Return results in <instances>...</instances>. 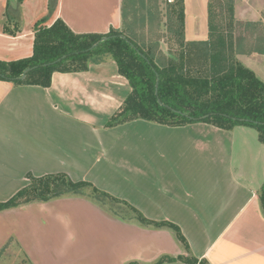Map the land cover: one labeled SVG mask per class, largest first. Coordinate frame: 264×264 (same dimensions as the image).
<instances>
[{"label": "crops", "instance_id": "1", "mask_svg": "<svg viewBox=\"0 0 264 264\" xmlns=\"http://www.w3.org/2000/svg\"><path fill=\"white\" fill-rule=\"evenodd\" d=\"M251 1L235 0L236 18L241 22L264 23V19L244 18L245 2ZM206 2L209 0L204 7ZM7 3L8 0H0V61L13 62L33 55L34 26L47 16L49 0H23L22 27L16 36L4 32ZM121 8L122 0H58L46 26L62 19L75 34H107L111 28H121ZM186 18L187 39L204 41L199 38L203 34L197 24L192 22L190 26L187 10ZM249 58L264 59V55L239 56L240 62L251 69ZM130 93L128 81L119 74L111 58L90 65L87 72L54 73L49 88L0 81V196L11 191L14 196L30 183V176L66 174L73 181H87L105 190L151 221L178 226L190 251L178 242L171 229L144 226L135 219L124 220L80 196L29 203L0 214L27 209L34 220L37 215L42 218L47 214L67 242L63 251L56 253H64L78 264L84 243L93 252L94 264H155L162 257L180 256L206 260L209 264H264V207L260 199L264 186V144L263 148L258 147V133L255 132V153L249 142L254 131L246 126L224 130L205 123L172 127L137 120L107 127ZM137 125L161 133L162 137L178 131H199V140L192 142L199 149L198 156H183L176 162L161 157L164 165L172 169L170 175L161 177L157 175V162L142 156L138 161L140 169L155 172L154 178L149 179V187L154 190L143 186L136 193L120 194L110 188L102 189L91 175L99 171V165L114 164L116 150L126 139V132ZM68 129L78 132L80 137L83 132L89 133V142L71 145ZM238 137L243 141L240 148L236 147ZM211 138L216 139V145H210ZM170 147V151L174 150ZM257 154H263V160L259 172H254L251 168ZM71 211L73 215L68 216V221L57 224L62 219L59 215ZM77 214H87L88 223L75 219ZM103 240L107 241L106 247L100 249ZM54 246L50 243L42 249H24L33 264H41L37 260L40 251L51 254ZM95 246L97 250L93 251Z\"/></svg>", "mask_w": 264, "mask_h": 264}, {"label": "trees", "instance_id": "2", "mask_svg": "<svg viewBox=\"0 0 264 264\" xmlns=\"http://www.w3.org/2000/svg\"><path fill=\"white\" fill-rule=\"evenodd\" d=\"M22 3L23 0H8L4 27L8 35L16 36L21 31ZM57 6L58 0H49L47 16L35 24L31 57L0 61V81L49 88L54 73L87 72L90 65L111 58L128 81L131 93L107 127L137 120L172 127L205 123L224 130L246 126L256 129L264 144V82L237 58L264 55V23H236L235 0H209V37L199 42L187 39L185 0H122L121 28H111L107 34H75L62 19L46 26ZM216 6L221 12L216 13ZM238 24L243 32L236 36ZM103 38L108 40L100 42ZM96 43L99 45L90 50ZM58 60L61 61L52 64ZM28 69L32 70L22 80ZM29 181L12 198L0 202V212L69 195L85 196L91 191L101 203L108 200L126 205L133 219L144 226L171 229L178 242L190 251L178 226L151 221L90 182H76L66 174L30 176ZM260 199L264 207V187ZM176 260L182 257H162L155 264ZM184 263L209 264L196 258Z\"/></svg>", "mask_w": 264, "mask_h": 264}, {"label": "rangeland", "instance_id": "3", "mask_svg": "<svg viewBox=\"0 0 264 264\" xmlns=\"http://www.w3.org/2000/svg\"><path fill=\"white\" fill-rule=\"evenodd\" d=\"M205 1L206 0H185L186 10L190 16V26L192 22L197 24L196 27L199 28L198 31L203 34L200 35L201 37L199 38H204L203 40H207L209 37V3L206 2V6L204 7ZM244 10L246 12L244 15L245 19L252 21L264 19V0H252L249 4L245 2ZM215 11L216 13L221 12L218 6L215 7ZM235 21L239 24L246 23L241 22V20H238L237 18H235ZM224 23L226 24L225 21ZM239 24L235 26L236 36H239L241 32H243V27ZM199 41L197 40L196 42ZM164 47L168 46L165 45ZM239 56L237 57L238 60ZM248 65L251 67V69H249L256 75V77L264 82V59H250L248 60ZM137 123L139 124L142 122ZM146 129L148 128L146 127ZM146 129H144L140 125L129 128V131L126 132V139L121 145H119L120 148H117L116 150L114 164L112 166L106 164L99 165V171L96 174L91 175L97 178L98 181H96L102 189H104V187L110 188L120 194L136 193L138 188L144 189L143 186H145L149 191L154 190L153 187H149V179L154 178L155 172H146L140 169L138 161L143 158L142 156H145L149 160H153L154 164L155 162H157L156 170L158 171L157 175L159 177H161L163 174L170 175L172 173V169L164 165L165 162L161 160V157L167 158L168 161L170 160L176 162L177 158H180V160H182L183 156L189 158L198 156L196 152H198L199 149L194 148L192 142L199 140V131L197 133L196 131L193 132L192 130L178 131L174 133H167L169 137H162L163 134H156L151 129ZM253 131V139L251 138V141L249 139V142L251 145V150L253 149V152L257 153L255 146L256 142L254 139L256 136L255 132L258 133V131L254 128ZM88 134L83 132V135L80 137L78 132H74L73 130L68 129V143L74 145L83 141L89 142L90 136ZM210 140L211 146L217 144L215 143L216 139L211 138ZM258 143V145H260L258 147L263 148V144L260 142V140ZM162 144H165V146ZM223 144L226 145V141H223ZM170 146H173L174 150L170 151ZM241 146H243V141L238 137L236 140V147L240 148ZM139 151L141 152V154H138ZM160 152L165 153V155L161 156ZM89 159L90 158H88V160ZM262 160L263 154L261 156L260 154H257L251 168L254 172H259L258 167L260 166ZM169 166H171V164H169ZM87 167H89L88 169H90V165H88ZM11 190L12 189L8 190L7 192ZM11 194H14L13 191H11V193H8L7 195H1L0 200H8L9 198H12L13 195ZM66 197L75 196L69 195ZM80 197L93 202L99 207H103L108 213L114 216L120 217L124 220H133L134 215L130 211H128L126 205L116 204L113 202H109L108 200H106L104 203H101L94 199L91 191H87L85 196ZM70 213L65 212V216L59 215L62 219L57 220V224L68 221V216L71 218L73 215L72 211ZM31 215L32 214L27 209L17 212L8 211L4 214H0V264H33L32 260H30V258L26 254L24 247L32 248L36 246V248L42 249L45 245L50 246V243L55 245L53 247V253L49 254V252L44 253L40 251L38 255L39 259L37 260H39L41 264H78L76 261H74L75 259L71 257H65L64 253H56L57 250H62L67 245V242L64 240L65 236L61 237V235L64 233L58 234L55 228L56 225L54 227L51 224L56 222L49 221V217H47V214L42 218L37 215L36 218L38 219L36 220L31 219ZM75 219H81L83 223H88L89 220L87 214H85V216H80L77 214ZM57 227L60 226L57 225ZM18 237L20 238V240ZM81 241L82 240H80L79 243ZM106 243L107 241L103 240L99 244V248L104 249L106 247ZM85 246L86 244L84 243V248L81 251V258H78V260L81 261L80 264L96 263V260L92 257L93 252L91 251L90 246ZM92 250L96 251L97 247H92ZM188 257H182V260H176L172 263H183L186 262L187 259H192Z\"/></svg>", "mask_w": 264, "mask_h": 264}, {"label": "water", "instance_id": "4", "mask_svg": "<svg viewBox=\"0 0 264 264\" xmlns=\"http://www.w3.org/2000/svg\"><path fill=\"white\" fill-rule=\"evenodd\" d=\"M108 40V38H103L100 42H104V41H107ZM99 45V43H96L94 46H92L91 47V49L90 50H93V49H95L97 46ZM63 58H65V57H63ZM61 60H58V61H56L55 63H52V64H56V63H58V62H60ZM49 65H51V64H49ZM44 66H48V65H44ZM32 69H28V70H26L25 72H24V74L22 75V77H21V79L23 80V79H25V77H26V75L31 71ZM158 82H159V80H157ZM158 84L156 85V94L158 93Z\"/></svg>", "mask_w": 264, "mask_h": 264}, {"label": "built area", "instance_id": "5", "mask_svg": "<svg viewBox=\"0 0 264 264\" xmlns=\"http://www.w3.org/2000/svg\"><path fill=\"white\" fill-rule=\"evenodd\" d=\"M169 2H172V0H169Z\"/></svg>", "mask_w": 264, "mask_h": 264}]
</instances>
